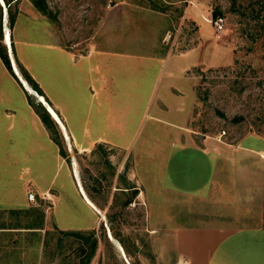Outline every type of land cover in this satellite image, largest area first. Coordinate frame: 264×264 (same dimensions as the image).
<instances>
[{"label":"crops","instance_id":"1","mask_svg":"<svg viewBox=\"0 0 264 264\" xmlns=\"http://www.w3.org/2000/svg\"><path fill=\"white\" fill-rule=\"evenodd\" d=\"M97 38L88 39L82 50L65 49L52 33L13 44L15 62L38 84L63 125L64 131L58 128L64 148L82 153L107 145L125 152L139 132L129 175L148 207L151 191L165 199L168 211L165 208L163 214L181 216L163 228L175 262L264 264V141L256 139L257 147L245 143L249 137L228 144L195 128L197 82L189 86L188 101L180 81L192 78L190 71L197 67L183 69L178 78L170 70L159 95L151 98L158 70L174 55L150 53L139 39L126 42L127 38H110L103 32ZM24 48L39 50L36 71L24 57ZM117 55L122 57L119 62ZM4 71L16 96L0 94V212L30 211L28 216L40 215V223L21 229L0 226V232L26 234L18 244L24 252L22 262L39 264L47 258L53 262L61 255L62 239L72 238L63 233L91 232L95 219L78 228L56 217L62 184L55 186L46 166H61L78 201L95 217L99 209L82 186L74 157L69 155L70 166L30 107L32 95L24 80ZM61 88L67 89L65 96L58 93ZM194 166L197 174L188 170ZM234 219L238 225L230 223ZM159 229L161 224L152 227Z\"/></svg>","mask_w":264,"mask_h":264},{"label":"rangeland","instance_id":"2","mask_svg":"<svg viewBox=\"0 0 264 264\" xmlns=\"http://www.w3.org/2000/svg\"><path fill=\"white\" fill-rule=\"evenodd\" d=\"M46 2L56 17L55 22L38 13L28 0H20L11 7L12 29L7 8L0 5L2 42L12 74L15 77L11 61L29 88L33 101H39L38 95L23 78L14 60L11 43L15 47L16 41L40 40L44 35L52 33L65 49L82 50L88 39L99 40L97 37L103 32L110 38H127L126 42L132 39L136 42L139 39L141 46L147 47L150 53L158 50L165 57L174 55L158 70V80L151 98L159 95L169 78L170 70L178 78L183 69L197 67L190 71L192 78H184L180 83L185 91V99L189 101V86L196 79L193 125L198 131L228 144L238 143L249 137L245 143L257 147L259 144L256 139L264 141V0ZM150 4L158 7L161 12L152 10ZM214 13L220 14L218 18L221 19V29H217L214 24L218 19L212 18ZM22 50L24 57L36 71V55L39 50ZM31 50L35 53L31 54ZM183 52L185 54L178 57ZM116 58L117 62L122 60L120 55ZM4 70L0 60V94L16 96ZM66 91V88H61L58 93L65 96ZM55 123L57 124L56 121ZM146 125L147 123L144 124ZM61 129L64 131V128ZM138 141L139 132L130 142L131 151L125 152L107 145H95L90 151L82 153L68 152L65 148L68 164L71 163L69 155H72L82 186L99 209L96 217L71 192L69 183L64 181L61 166L55 163L46 166V172L48 171L49 176L52 175L55 186L62 184V203L55 208L56 217L61 222L71 223L78 228L95 219L91 232H94L97 248L89 264H179L175 262L171 248L166 246V231L163 228L171 222H177L181 216L163 214L165 208L168 211L165 199L151 191L148 195L153 200L148 202L152 206L148 207L143 197H138L136 180L129 175L132 154ZM188 170L192 174L198 173L195 166ZM64 204L67 205L65 209ZM29 213L30 211L25 214L0 212V226L21 229L40 223V215L28 216ZM239 222L234 219L230 223ZM158 224H161L162 230H152ZM10 232H0V264H35L22 262L24 252L22 245L18 244L26 234ZM60 245V256L55 257L53 262L50 261L51 258H47L39 264H81L86 261V255L78 252V248L82 246L88 250L84 241L63 238ZM52 249L56 250L57 245Z\"/></svg>","mask_w":264,"mask_h":264},{"label":"trees","instance_id":"3","mask_svg":"<svg viewBox=\"0 0 264 264\" xmlns=\"http://www.w3.org/2000/svg\"><path fill=\"white\" fill-rule=\"evenodd\" d=\"M5 7L7 8L8 15L11 18V7L14 4H17L20 0H2ZM32 6L35 8V10L40 13L43 17L48 19L49 21H56V17L49 9L46 0H28ZM154 4V3H153ZM150 4L152 7V10L158 11V7L155 5ZM1 7V6H0ZM160 11V10H159ZM158 11V12H159ZM161 12V11H160ZM220 14L214 13L212 18L216 20ZM12 23L10 24V27L12 29ZM12 52L13 46L11 43ZM0 60L2 64L5 66V68L12 74L9 58L7 55V51L5 48V45L2 42V28L0 24ZM17 65L21 71V74L23 78L26 80V82L29 84V86L32 88L33 91H35L39 96L44 97V94L38 84L31 78V76L26 72V70L20 66L17 62ZM13 75V74H12ZM15 78V77H14ZM17 80V78H15ZM46 102L47 99L45 98ZM28 103L30 107L33 109V111L36 113L38 118L40 119L41 123L44 125V127L48 130L50 137L52 141L56 144V146L59 149L60 155L66 160L67 163H69L67 153L65 152V148L62 142V136L60 133V130L58 128V125L55 123V121L51 118L49 113L46 111V108L43 107L39 102H34L30 97H28ZM65 236L71 235L72 238L80 241H84L85 244L88 246V250L86 251L85 248L82 246L78 248V252L80 255L85 254L86 255V261H83L81 264H89L90 259L94 256L95 250L97 248V240L94 237V232H86V233H63ZM85 246V245H84Z\"/></svg>","mask_w":264,"mask_h":264},{"label":"bare ground","instance_id":"4","mask_svg":"<svg viewBox=\"0 0 264 264\" xmlns=\"http://www.w3.org/2000/svg\"><path fill=\"white\" fill-rule=\"evenodd\" d=\"M8 36H9V34H7V39L9 38ZM8 44H9V40H8ZM12 62H13V61H12ZM13 67H14V71L16 72L17 76H19L17 70L15 69L16 67H15L14 62H13ZM23 83H24V82H23ZM23 85H24L25 88L29 91V88L27 87L26 83H24ZM37 97H38L39 102H40V103L46 108V110H47L48 113L51 115V117L57 122V124H58L59 126H61V128H63V125H62V123L60 122L58 116H57L56 113L53 111V109H52L49 105H47V103H46V101L43 99V97H41V96H37ZM75 174L77 175V172H76V171H75Z\"/></svg>","mask_w":264,"mask_h":264},{"label":"built area","instance_id":"5","mask_svg":"<svg viewBox=\"0 0 264 264\" xmlns=\"http://www.w3.org/2000/svg\"><path fill=\"white\" fill-rule=\"evenodd\" d=\"M214 24L216 25L217 29H221L222 24H221V19H220V18H218V19L214 22ZM28 199H29V200H33V199H34V196H33L32 194H29V195H28Z\"/></svg>","mask_w":264,"mask_h":264},{"label":"water","instance_id":"6","mask_svg":"<svg viewBox=\"0 0 264 264\" xmlns=\"http://www.w3.org/2000/svg\"><path fill=\"white\" fill-rule=\"evenodd\" d=\"M0 5H1L3 8H5V5H4V3H3L2 0H0ZM3 39H5L4 34H3ZM11 64H12V66H13V62H12V61H11ZM13 71H14V67H13ZM14 74L17 75L15 71H14ZM39 103H40V102H39ZM41 105H42V104H41Z\"/></svg>","mask_w":264,"mask_h":264}]
</instances>
